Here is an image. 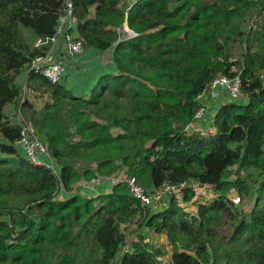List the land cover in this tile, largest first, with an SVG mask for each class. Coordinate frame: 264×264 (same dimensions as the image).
I'll list each match as a JSON object with an SVG mask.
<instances>
[{"label":"trees","instance_id":"1","mask_svg":"<svg viewBox=\"0 0 264 264\" xmlns=\"http://www.w3.org/2000/svg\"><path fill=\"white\" fill-rule=\"evenodd\" d=\"M64 1L0 0V264H153L166 251L142 236L118 257L138 216L166 235L176 264H264V0H71L73 31L86 49L112 48L116 72L99 76L88 97L31 73V97L49 99L37 107L26 92L20 103L17 77L40 52L26 34L51 35ZM251 16L260 27L247 31ZM124 22L134 32L125 39ZM219 75H238L243 96L227 95L211 130L186 132ZM8 104L20 105L59 176L26 159ZM114 174L148 190L199 181L215 196L193 213L167 196L144 214L123 182L96 196L76 190ZM231 190L255 195L248 212Z\"/></svg>","mask_w":264,"mask_h":264},{"label":"built area","instance_id":"2","mask_svg":"<svg viewBox=\"0 0 264 264\" xmlns=\"http://www.w3.org/2000/svg\"><path fill=\"white\" fill-rule=\"evenodd\" d=\"M72 14V2L71 0H65L54 32L51 35L36 36L34 38L33 48L40 49V52L33 56L30 61L24 66L23 72L25 75V79L29 74L35 73L41 74L52 84L61 82L66 71V63L64 58L58 54V52L60 51V39H62L63 42V51L67 55L80 54L86 49L83 40L79 38L76 32H74L72 29ZM219 89H225L227 92L226 94L231 98H240L241 96H243L241 91V80L238 75L234 77H230L227 75L216 76L211 80L208 86H206V91L202 92L198 96L203 97L205 94L217 91ZM26 92L27 89L24 88V95ZM26 98L30 100L29 96H27ZM24 99L25 97L22 95L20 103L23 102ZM31 100L33 99L31 98ZM6 110L8 111L5 113V115L10 120V124L17 125L19 127L18 144L22 148L26 159L32 164H43L50 167L52 171L57 176H59V169L54 164L53 159L49 156L46 150V146L36 135L33 125L23 117L20 110V105L16 106L14 104H9L6 106L5 111ZM204 115V106H199L197 111L194 113L192 121L184 127V130L186 132L197 131L202 134L205 133L207 128L200 125L199 123ZM46 158H50V161H46ZM107 182H110L112 185L114 183L123 182L128 188L130 195L139 202L141 212L144 214L150 206H153L155 204L156 200L159 201L160 198L164 195L174 196L176 202L184 207L185 201H187L184 199L185 189L192 188L193 197H195L196 187H203L201 184H199V181L183 180L178 183L163 182L153 190H148V188H145L140 184V182H138L135 176L115 174L111 176L97 175L92 177L90 180L81 181L78 185H76V190L79 189L82 192L96 191L101 187L103 188ZM207 188L212 189L210 186ZM234 194L235 192L232 191L229 194V197L231 198V195ZM214 196L215 193L212 191L211 197L213 198ZM212 198L207 199L206 201L211 200ZM239 199L240 198H238L237 196L236 199L232 200L233 202L237 203L239 202ZM189 201L191 202V200ZM153 264L176 263L170 257H161L157 258V260Z\"/></svg>","mask_w":264,"mask_h":264},{"label":"crops","instance_id":"3","mask_svg":"<svg viewBox=\"0 0 264 264\" xmlns=\"http://www.w3.org/2000/svg\"><path fill=\"white\" fill-rule=\"evenodd\" d=\"M130 1L131 4L134 0ZM91 11L93 12V8H91ZM72 27H75L74 22H72ZM118 31L121 38H128L134 35V32L127 27L126 22H124L123 25L118 28ZM26 37L30 41L31 45H33L34 36H31L29 33H27ZM59 50L60 51L58 52V54L64 58L66 63V71L63 75L61 83L67 90L76 95L88 97L92 87L96 83L99 76L105 73L116 72V67L112 61V48L103 51L96 49H85L80 54L67 55L63 51V42L62 39H60ZM18 80L21 83L26 84V79L23 71L17 77V81ZM25 88L27 89V91H29L26 86ZM225 100H227V94L223 90L219 89L211 93V98L207 100V113L200 121V124L202 126L208 127V129L210 130L212 129L211 120L214 116L215 109ZM46 161H50V158H46ZM111 187L112 184L110 182H107L103 188L101 187L96 191L86 192L85 195L90 197L96 196L101 193H106L110 191ZM164 197L165 199L162 202L164 206L161 208H155L152 210V212L160 210L166 206L165 202L167 197Z\"/></svg>","mask_w":264,"mask_h":264},{"label":"rangeland","instance_id":"4","mask_svg":"<svg viewBox=\"0 0 264 264\" xmlns=\"http://www.w3.org/2000/svg\"><path fill=\"white\" fill-rule=\"evenodd\" d=\"M264 13V12H263ZM260 23H261V18H256L255 16H251V18L247 21V24H246V29L247 31H254V30H257L259 29L260 27ZM20 82V81H19ZM20 84L22 85V95L25 97L24 95V84L20 82ZM26 89V88H25ZM28 96L31 97V93L29 91H27ZM33 98L34 102H35V105L37 107L39 106H42V103L44 101L45 98H47V100L49 99V95H44L41 96V97H31ZM229 98V97H228ZM207 98L204 97L202 98V102L207 105ZM240 101V100H238ZM8 110L5 111V113L7 112ZM97 176V175H96ZM98 176H102V175H98ZM203 187H196L195 189V193H196V196L193 197L191 199V202L190 201H185V207L186 209H188L189 211H191L192 213L195 212V204L194 203H202V202H206L207 199H210L212 198L211 197V193L213 191V189H210V188H207L209 187L210 185L208 184H203V183H200ZM211 187V186H210ZM212 188V187H211ZM214 192V191H213ZM232 192V190L230 191V193ZM61 194H59L60 196ZM63 196V195H62ZM165 196V195H164ZM161 197L160 201H155V205L150 207L148 209V211L152 210V209H155V208H161L164 206V204L162 203L163 200L165 199V197ZM254 194L251 195L249 198H246V199H239V203L238 206L242 209V213H246L249 211V208L251 206V203L253 202L254 200ZM61 197V196H60ZM236 195H231V198L232 199H236ZM236 203V205H237ZM138 218H140L139 216L136 217V220L133 221V223L129 226V228L126 230V242H124V244H122L119 252H118V257L124 252V250H126L128 248V246L130 245L129 242L135 240L138 238V236H142L144 238V241L145 242H148L149 244L155 246V247H159L163 250L166 251V254H163V255H160L158 256V258H161V257H170V246L167 242V238H166V235L164 233H161V234H156L154 232H152L151 230H149L147 227L141 225V221L138 220Z\"/></svg>","mask_w":264,"mask_h":264},{"label":"clouds","instance_id":"5","mask_svg":"<svg viewBox=\"0 0 264 264\" xmlns=\"http://www.w3.org/2000/svg\"><path fill=\"white\" fill-rule=\"evenodd\" d=\"M127 27H128V26H127ZM35 37H36V36H35ZM35 37H34V38H35ZM131 37H132V36H131ZM124 39H125V38H124ZM33 43H34V40H33ZM32 46H33V45H32ZM23 70H24V69H23ZM207 86H208V85H207ZM214 92H215V91H214ZM211 93H212V92H209L210 95H211ZM204 97H206V94H205L202 98H204ZM8 105H9V104H8ZM200 106H204V108H205V114H206V113H207V108H208L207 105H205L204 103H202V104H200ZM5 108H6V107H5ZM198 108H199V107H198ZM196 111H197V110H196ZM4 113H5V110H4ZM204 116H205V115H204ZM202 119H203V118H202ZM202 119H201V120H202ZM199 123H200V122H199ZM200 125H201V124H200ZM205 128H208V127H205ZM35 133H36V132H35ZM36 135H37V134H36ZM37 136H38V135H37ZM38 137H39V136H38ZM40 140H41V139H40ZM41 141H42V140H41ZM53 161H54V160H53ZM54 164L56 165L55 161H54ZM56 167L58 168L57 165H56ZM58 169H59V168H58ZM114 175H115V174H114ZM78 187H79V186H78ZM214 193H215V192H214ZM166 197H167V196H166ZM188 201H189V200H188ZM150 207H152V206H150ZM150 207H149V208H150ZM152 210H153V209H152ZM142 216H143V215H142ZM126 241H127V240L125 239L124 242H126ZM127 249H128V248H127ZM127 249H126V250H127ZM126 250H125V251H126ZM125 251H124V252H125ZM170 258H171V257H170Z\"/></svg>","mask_w":264,"mask_h":264}]
</instances>
